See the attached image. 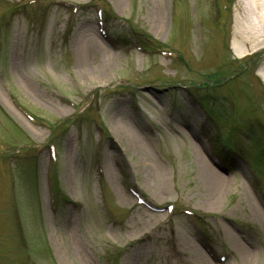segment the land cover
Returning <instances> with one entry per match:
<instances>
[{
  "label": "rangeland",
  "instance_id": "374dc122",
  "mask_svg": "<svg viewBox=\"0 0 264 264\" xmlns=\"http://www.w3.org/2000/svg\"><path fill=\"white\" fill-rule=\"evenodd\" d=\"M21 1L0 0V264H264V0Z\"/></svg>",
  "mask_w": 264,
  "mask_h": 264
},
{
  "label": "bare ground",
  "instance_id": "6f19581e",
  "mask_svg": "<svg viewBox=\"0 0 264 264\" xmlns=\"http://www.w3.org/2000/svg\"><path fill=\"white\" fill-rule=\"evenodd\" d=\"M254 2L256 0H251V2ZM259 1V0H258ZM258 3V2H257ZM263 9H264V5H263ZM90 40L93 41L95 44H98V42L96 41L95 38L90 37ZM264 71V67L262 68ZM262 75L264 76V73L262 72ZM119 132H121V134H123V136L126 139V142L133 147V149L139 154V161H143L146 162V160H149V153L145 147L144 142L142 141V139L138 136L135 135L130 129H128L125 126L120 127ZM194 163L196 165L197 168V174L199 177V181L200 183L205 186L209 192V196H211L209 200V204H212V197H216L214 196V191H216V189L218 191H222L225 192L226 190L229 189V184H227V182L223 181V179L221 178L222 173L221 171H219V169L215 168L212 165H208L205 163L204 161V153L202 152V150H194ZM214 188V189H213ZM248 192V193H246ZM244 196H246L249 204L251 205V207L253 208L256 217L258 218V220L261 222L262 227L264 228V223L262 221V217L260 216V212H258V207H256L255 203H256V199L255 196L250 192V191H243ZM217 198V197H216ZM255 201V202H254ZM228 235L231 232H227ZM193 250L197 251V253L200 252V249L196 246H193ZM199 250V252H198ZM200 254V253H199ZM200 260H202L203 264H212L213 262L208 260V258L204 257L202 255V253L199 256ZM214 264V263H213Z\"/></svg>",
  "mask_w": 264,
  "mask_h": 264
},
{
  "label": "trees",
  "instance_id": "16d2710c",
  "mask_svg": "<svg viewBox=\"0 0 264 264\" xmlns=\"http://www.w3.org/2000/svg\"><path fill=\"white\" fill-rule=\"evenodd\" d=\"M149 40H151L150 37L146 36L140 41L139 44L141 45L143 50H145V51L157 50L158 51V50H161L164 48L163 45L162 46H151L149 44ZM213 84H215V83H213ZM259 133H260V138L257 139L256 143L259 146V151H260L261 157L264 159V128L260 129Z\"/></svg>",
  "mask_w": 264,
  "mask_h": 264
}]
</instances>
